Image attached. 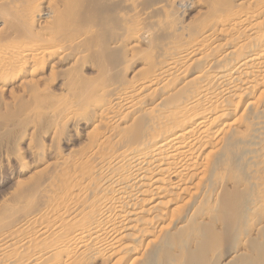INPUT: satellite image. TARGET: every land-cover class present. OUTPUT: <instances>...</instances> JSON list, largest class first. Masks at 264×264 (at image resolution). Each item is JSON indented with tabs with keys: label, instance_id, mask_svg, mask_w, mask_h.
Here are the masks:
<instances>
[{
	"label": "bare ground",
	"instance_id": "1",
	"mask_svg": "<svg viewBox=\"0 0 264 264\" xmlns=\"http://www.w3.org/2000/svg\"><path fill=\"white\" fill-rule=\"evenodd\" d=\"M19 1L0 0L3 8L10 9L0 12L7 28L3 25L5 31H0V92L17 74L23 79L19 84L22 87L27 84L29 88L37 80L46 82L42 77L34 80L46 62L64 65L69 61L73 64L66 65L75 67L100 40L88 27L72 29L70 20L74 14L69 16L71 19L67 16L69 30L64 28V19L59 21L68 43L66 48H59L56 40L60 36L52 34L56 28L50 27L46 33L51 36L46 39L45 32L43 35L23 27L28 23L17 11ZM67 1L64 6L67 4L68 8L80 5L79 0ZM167 2L174 7L177 0ZM122 4L133 7L131 0H122ZM71 8L68 11L73 10V5ZM63 10L55 16L59 17L56 14ZM201 15V20L210 22L193 26L197 34L178 33L173 27L161 33L163 40L157 34L162 41V59L154 65L146 63L144 69L151 76L134 86L115 82L109 68L101 67L98 84L95 79L89 83L79 77H63L66 82L62 85L75 91L68 98L60 96L62 93L56 98V93L47 95L35 87L30 97L44 109L39 114L44 122H64L72 129L80 123H92L95 137L79 161L59 157L42 170L39 183L33 187L29 184L31 188L19 193L16 190L18 203L28 205L32 198L41 197L54 204L45 208L40 219L22 224L25 234L14 235L11 226L1 227L4 233L0 235V262L39 264L53 257L58 260L56 264H87L92 260H102L104 264H149L165 251L166 239L172 235L163 225L178 221L169 215L178 203L185 201L199 216L214 208L216 211L218 203L223 206L224 215L234 206L232 198L219 200L212 186H222L226 173L220 175L216 171L222 164L229 167L235 161L232 151L239 145L255 161L264 159V0H209ZM147 40L148 32L142 29L128 42L136 47ZM220 41L223 43L218 44ZM195 64L201 68L196 70ZM215 65L222 70L213 75L210 68ZM23 68L28 69L25 74ZM39 83L36 85L41 86ZM136 110H140L138 116L133 117ZM97 117L101 119L99 123H95ZM63 132L60 131L62 135ZM6 136L10 137V132ZM258 165H262L264 173V160ZM263 203L264 194L259 205ZM3 211L0 213H7ZM152 238L151 245H131L132 241ZM39 244L45 248L38 249ZM172 244L179 245L180 241L174 239ZM13 250L28 256L12 255ZM243 252H235L229 264L240 262L233 259Z\"/></svg>",
	"mask_w": 264,
	"mask_h": 264
},
{
	"label": "rangeland",
	"instance_id": "2",
	"mask_svg": "<svg viewBox=\"0 0 264 264\" xmlns=\"http://www.w3.org/2000/svg\"><path fill=\"white\" fill-rule=\"evenodd\" d=\"M11 1L13 2L16 0H9V2ZM131 1H133L132 8L124 6L122 0H79L78 2L80 5L77 3L78 5L76 4V8L74 7L75 4H72L73 10H75V12L69 10L72 14L68 11L72 5L69 3L71 6L68 8L69 5H67V0L66 2L63 0H20V4L17 2L19 5H16L17 11L24 16V19L26 18L23 22L28 23V26L24 25L23 27L31 29L35 33L41 32V34L44 32L47 34L46 32L49 33L51 28H56L58 33L55 32L56 30L54 31V29H52V34L55 33L56 35L52 36L56 38L60 36V39L57 38L56 40L59 42L57 44L59 48H66L64 46L68 45L64 35L65 29L69 30L75 28L74 30H87L88 27V30L92 31L97 40H100H98L99 44L93 45L91 49L88 50L89 53L86 52L84 55L82 52L83 55L81 54L82 57L79 59V62H77V65H75V67L73 65L74 68L72 66L71 68L67 66L73 64L71 62V64H69V61L64 65H52L53 63L50 64L48 62V64L46 62L44 64L46 67L42 66L44 69L39 68L37 71V73L41 72L43 76L46 75L43 77L41 74H37V77L34 79L37 80L39 77H42L46 82L42 80L40 83L37 82L38 80L35 81L36 84H42L41 86L29 84V88H27L26 84V86L23 85L24 87H22L21 81H23V79L20 75L17 77V74L11 78V80L14 78V82L10 80V84L8 83L3 91L4 93L1 91L0 212L7 208L8 203L10 204V206H8L11 208L14 203L13 201H15V204L13 206L14 208H12L14 212L16 210L14 214L11 210L12 208L10 212L8 207L3 211H7L8 215L6 212V214L0 213L1 216H4V218L2 217L3 219L0 216L1 236L4 233V231L1 230L3 226H11L14 235L27 233V230L24 229L22 224L24 222L40 219L45 213V208L54 204H50L47 198L41 197L32 198V201L28 205L18 203L16 202V190L19 193L23 188L29 189L39 183L37 179L41 180L42 170L52 165L59 157H63L61 159H65L64 157H66V159L79 161L84 153L88 151L95 137L92 123H80L79 126L72 129L70 125L64 122L57 125L53 124L55 122H44L45 119L42 117L41 120L39 114L44 109H41L42 107L40 108L30 97L35 87H38V91L39 88H42L40 89L41 93H48L47 95L51 96L56 93L53 95L56 98H60V96L63 97V95L68 98L72 96L75 91L69 90L62 85L64 84L63 81L66 82V78L71 76V78L76 79L79 77L81 80H86L89 83L92 80V82H94L95 79V84H98V81H101L99 74L101 72V67L109 68V72L111 76L114 77L113 79L115 82L124 81L123 83L126 85L132 84L134 86L141 80H145V78L151 76L152 73L144 69L146 63L151 62L154 65L157 61L162 59L164 53L159 46L162 42L159 41V39L163 40L164 35L161 33L172 30L171 27H173L178 29V33L184 32L186 35H193L197 34L196 30H193V26L198 23V27H201L204 23L208 24L210 22L207 21V19L201 20V14L204 12L205 6H207L209 0H179L180 2L177 0L178 4L176 2L174 7V4L167 5V0H163V3L165 2L164 4L160 2V0H156L158 3L154 0L155 3L152 0ZM150 1L158 5H153ZM148 2L150 3L148 4ZM64 3H67V7L64 6ZM2 4L3 3L0 4V12L4 14V12L10 11L9 8H3ZM159 6L161 8L163 6L164 10ZM52 7L55 10H53ZM64 7L68 9L66 10ZM158 7L160 8L159 11L157 10ZM58 8L61 11L62 9L66 10L60 12L62 14H56L59 15V17L54 14L59 12ZM64 12L69 13H66L68 15H64ZM72 15L77 17L78 20L73 17L72 22L70 20V23H73V25L70 24V28L68 20L69 18L71 19ZM67 16L71 17L68 18ZM55 17L59 20H56ZM60 19H64L63 22L65 21V24L63 25L65 29L60 26ZM75 21L76 23H74ZM55 22H57L58 25L57 23L56 26L55 24L53 25ZM3 23V19L0 18V31L1 29L3 31L4 27L6 28ZM77 23L79 25L81 24V27ZM76 24L78 25L76 26L77 28L75 27ZM83 26H85V28ZM59 28L61 32L58 31L60 30ZM142 29L148 32V40L146 43L134 47L133 42L128 41L130 38L133 40L134 33ZM157 34H161L163 38L161 35L157 36ZM46 36V39H48L51 35L47 34ZM156 36L159 37V39ZM222 43L223 42L220 41L218 44ZM115 46L118 49H116ZM190 63L191 62L187 63V65H190ZM51 65L54 66V73L52 72L54 70H52L53 68H51ZM67 67L69 72L67 71ZM194 67H197L196 70L201 68L198 64H195ZM21 70L23 73L28 71V69L24 70V68ZM43 70L45 72H43ZM221 70L222 67L219 65L210 68V72L213 75L219 73ZM23 73L21 72V75H23ZM62 73H65L67 76ZM53 76H56V80L53 79ZM96 76L100 79L97 80V83ZM15 77L17 78L15 79ZM63 77L66 78L62 80ZM17 80L18 82H16ZM43 85H45V87L49 86L50 89L48 91L50 93L52 92V94H49L47 91L49 87L45 88ZM60 93L62 94L58 96ZM159 94V92L156 93L155 97H158ZM139 111L140 110L134 111L133 117L138 116ZM99 121H101L100 117L95 118V123H99ZM35 129L36 131H34ZM55 129L59 130L56 131ZM63 130L65 132H63L64 135L60 133V131ZM32 131L36 133L31 134ZM8 132H10V137L6 136ZM58 133H60V135H56ZM49 135L50 137H48ZM53 135H56V137ZM60 136L64 139H61ZM232 152H234L233 158H235V161H233L229 167L222 164L223 166L216 171V173L220 175L226 173L222 186L213 185L212 190L221 201L224 197L232 198L234 206L224 215L225 212L222 211L223 206L218 203L216 205V211L214 208L203 216H199L193 214L185 201H181L183 203H178V205L171 210L173 213L169 212V215L173 214L178 221L174 224L165 222L163 225V228H168L170 235H172L166 239L167 244L164 246L165 251L158 253L156 258L149 264H229V262L232 261L231 256L235 257L234 254L237 251H245L241 253L243 255L240 254L233 259L235 261H240L237 262V264H264V203L259 205V203L263 201L264 192L262 193V188L264 187V173L261 171L262 165H258L264 159L258 158L259 160L256 159L255 161V159L252 158L254 156L248 155L242 145L233 149ZM250 154H252V152H250ZM255 158L257 157L255 156ZM37 171H39V173ZM40 173L41 176H39ZM259 186L261 187L259 188ZM258 200H260V202L256 205ZM252 223L254 226H252ZM174 239H178L180 244L173 245L172 240ZM136 242L137 241H132L131 245H138L137 247H140V244H143L142 246H148L154 243V240L152 238L151 240L146 239L139 243ZM124 243H126V241H124ZM37 247L38 249L45 248L43 244H39ZM12 255L20 254L13 250ZM20 256L27 257L28 255L22 254ZM57 261L56 258L50 257L44 259L39 264H56ZM102 262V260H92V262L87 264H104ZM0 264L6 263L0 262Z\"/></svg>",
	"mask_w": 264,
	"mask_h": 264
}]
</instances>
